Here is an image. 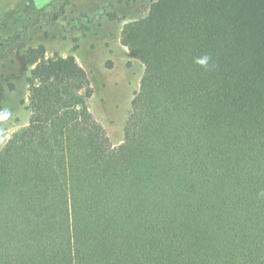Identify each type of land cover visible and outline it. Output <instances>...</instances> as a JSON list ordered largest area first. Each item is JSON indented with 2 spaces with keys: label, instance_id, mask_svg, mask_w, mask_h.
I'll return each mask as SVG.
<instances>
[{
  "label": "trees",
  "instance_id": "1",
  "mask_svg": "<svg viewBox=\"0 0 264 264\" xmlns=\"http://www.w3.org/2000/svg\"><path fill=\"white\" fill-rule=\"evenodd\" d=\"M120 40L145 70L118 145L76 57L26 50L0 264H264V0H154Z\"/></svg>",
  "mask_w": 264,
  "mask_h": 264
},
{
  "label": "rangeland",
  "instance_id": "2",
  "mask_svg": "<svg viewBox=\"0 0 264 264\" xmlns=\"http://www.w3.org/2000/svg\"><path fill=\"white\" fill-rule=\"evenodd\" d=\"M154 0H0V151L28 124L31 65L25 52L44 44L47 56L74 55L93 94L88 105L120 144L145 65L122 44L123 25L148 14Z\"/></svg>",
  "mask_w": 264,
  "mask_h": 264
},
{
  "label": "clouds",
  "instance_id": "3",
  "mask_svg": "<svg viewBox=\"0 0 264 264\" xmlns=\"http://www.w3.org/2000/svg\"><path fill=\"white\" fill-rule=\"evenodd\" d=\"M202 63H203V61H202Z\"/></svg>",
  "mask_w": 264,
  "mask_h": 264
}]
</instances>
